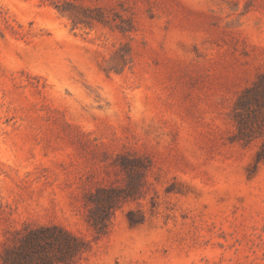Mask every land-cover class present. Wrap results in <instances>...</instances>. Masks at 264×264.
Listing matches in <instances>:
<instances>
[{"label":"rangeland","instance_id":"1","mask_svg":"<svg viewBox=\"0 0 264 264\" xmlns=\"http://www.w3.org/2000/svg\"><path fill=\"white\" fill-rule=\"evenodd\" d=\"M56 1L0 0V253L56 225L58 264H264V122L233 110L264 0Z\"/></svg>","mask_w":264,"mask_h":264},{"label":"trees","instance_id":"2","mask_svg":"<svg viewBox=\"0 0 264 264\" xmlns=\"http://www.w3.org/2000/svg\"><path fill=\"white\" fill-rule=\"evenodd\" d=\"M56 2V8L70 12V15L71 9L81 8L70 0ZM233 110L239 116V122L242 119L240 127L245 124L246 128H243L242 132L246 135L253 132V125L264 122V74L238 95ZM257 158L258 160L264 158V141ZM80 244H82L80 239L62 227L56 225L31 227L21 235L18 242L4 246L0 253V264L68 263L80 252Z\"/></svg>","mask_w":264,"mask_h":264}]
</instances>
